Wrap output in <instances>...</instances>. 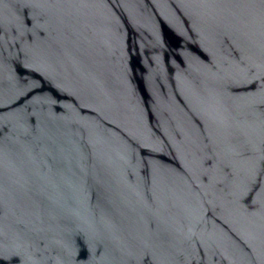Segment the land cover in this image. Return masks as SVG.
Masks as SVG:
<instances>
[{"label": "water", "instance_id": "95a60500", "mask_svg": "<svg viewBox=\"0 0 264 264\" xmlns=\"http://www.w3.org/2000/svg\"><path fill=\"white\" fill-rule=\"evenodd\" d=\"M0 264H264V0H0Z\"/></svg>", "mask_w": 264, "mask_h": 264}]
</instances>
